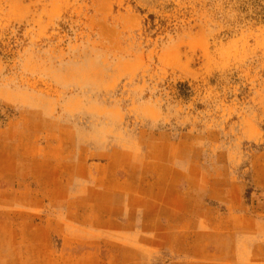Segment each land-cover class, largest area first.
Wrapping results in <instances>:
<instances>
[{"label":"rangeland","instance_id":"374dc122","mask_svg":"<svg viewBox=\"0 0 264 264\" xmlns=\"http://www.w3.org/2000/svg\"><path fill=\"white\" fill-rule=\"evenodd\" d=\"M113 148L119 175L178 155L239 216L158 258L109 244L66 189ZM0 264H264V0H0Z\"/></svg>","mask_w":264,"mask_h":264},{"label":"crops","instance_id":"0c3cea01","mask_svg":"<svg viewBox=\"0 0 264 264\" xmlns=\"http://www.w3.org/2000/svg\"><path fill=\"white\" fill-rule=\"evenodd\" d=\"M116 150L105 151L109 157L101 164H89V171L70 175L66 189L67 198L75 196L66 204L68 211L77 212V225L107 236L109 244L124 242L136 258H158L162 252H180L181 238L190 243L197 226L211 225L215 219L228 223L239 216L235 207L228 215L212 203H222L227 209L230 205L243 207V195L222 189L217 196L209 186L198 187L195 172H181L178 155L154 157L152 164L144 157H125L119 175L118 164L112 161ZM182 176L186 182H181Z\"/></svg>","mask_w":264,"mask_h":264}]
</instances>
